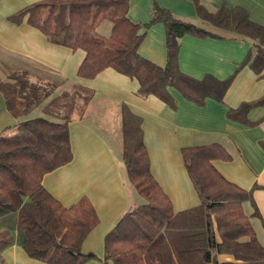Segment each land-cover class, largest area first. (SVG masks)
<instances>
[{"label":"trees","instance_id":"1","mask_svg":"<svg viewBox=\"0 0 264 264\" xmlns=\"http://www.w3.org/2000/svg\"><path fill=\"white\" fill-rule=\"evenodd\" d=\"M201 24L237 34L248 40V54L225 80L211 75L195 79L179 71L178 39L190 34L216 37L194 22L179 18L152 0L150 19L136 23L127 16L128 0H40L9 17L13 23L26 18L53 45L82 50L84 58L77 76L93 79L105 69L134 79L140 97L154 96L175 107L168 88L202 105L208 98H222L236 72L247 65L264 78V26L249 19L240 7L221 5L209 12L200 0H191ZM102 20L111 24L109 36L97 33ZM164 28L166 62L157 66L143 58L138 48L147 30ZM9 115L18 120L10 135L0 134V218L16 215L25 254L45 264H84L101 259L104 264H264V246L256 239L241 204L250 200L251 190L227 181L213 166L230 161L218 143L188 146L181 150L183 166L198 197V204L174 212L168 196L150 172L143 141L141 119L124 105L121 111L122 151L127 179L143 203L126 212L103 239V254L85 252L82 245L97 226L95 211L85 198L65 207L42 185L43 177L72 160L68 124L75 112L82 113L92 91H83L81 106L76 93L63 92L42 107L44 117L26 118L34 106L48 96L47 87L30 84L24 74L9 73L0 82ZM264 107L259 99L228 111L229 119L252 126L249 113ZM263 118H261L262 120ZM264 148V142L262 143ZM22 199L19 204L16 195ZM9 230L0 231L2 251L11 245ZM228 255L233 261L219 262Z\"/></svg>","mask_w":264,"mask_h":264},{"label":"crops","instance_id":"2","mask_svg":"<svg viewBox=\"0 0 264 264\" xmlns=\"http://www.w3.org/2000/svg\"><path fill=\"white\" fill-rule=\"evenodd\" d=\"M38 1L0 0V82H7L9 73H17L24 74L30 84L47 87L49 94L41 103V112L48 101L63 92L76 93L79 96L77 104L81 106L83 91H92V98L82 113H73L68 124L71 162L46 174L42 180L47 192L63 206L69 207L85 198L93 207L98 223L83 242L82 250L101 258L104 236L126 212L143 203L128 181L121 160L123 105L141 119L150 172L168 196L174 212L199 202L183 166L181 150L210 143L222 145L231 160L214 161L213 166L227 181L243 190H251L250 200L244 201L241 208L249 218L257 241L264 246V107L249 113L250 121L260 119L252 126L227 116L229 110L263 96L264 78L245 65L236 72L222 101L208 98L202 105L186 100L169 87L168 92L175 102L173 109L154 96L140 97L137 81L112 69H105L90 80L79 78L77 69L84 58L82 50L49 43L42 33L27 24L26 18L20 23L9 20L11 15ZM200 2L209 12H215L221 5L240 7L252 22L264 26V0ZM157 3L216 36L187 34L178 39L177 66L183 74L198 80L206 75L225 80L248 54L253 53L250 41L201 24L191 0H157ZM151 5L152 0H128L127 16L133 22L144 23L150 19ZM110 32V22L102 20L97 33L107 37ZM138 52L157 66L165 65L161 24L147 30ZM17 122L6 111L5 98L0 92V134H12ZM18 201L19 204L23 202L22 199ZM10 224L12 230L8 227ZM4 229L10 231L12 243L2 251L0 264H45L25 254L15 214L0 218V231ZM218 260L226 262L233 258L222 255ZM84 264L104 262L95 259Z\"/></svg>","mask_w":264,"mask_h":264},{"label":"rangeland","instance_id":"3","mask_svg":"<svg viewBox=\"0 0 264 264\" xmlns=\"http://www.w3.org/2000/svg\"><path fill=\"white\" fill-rule=\"evenodd\" d=\"M43 105V104H42ZM41 104H39L37 107L36 106H34L33 108H32V110L28 113V115L26 116V118H33V117H44V115H43V113L41 112ZM19 195L20 194H17L16 195V198H18L19 197ZM21 196V195H20ZM18 200H19V198H18ZM11 216H14V214H9V215H7L6 217L7 218H9V217H11ZM9 229L10 230H12L13 229V226L10 224L9 226Z\"/></svg>","mask_w":264,"mask_h":264}]
</instances>
